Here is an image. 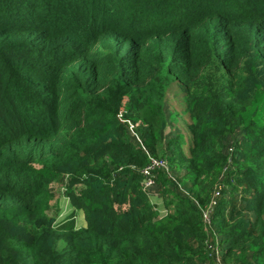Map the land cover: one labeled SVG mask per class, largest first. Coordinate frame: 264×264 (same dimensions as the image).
I'll return each mask as SVG.
<instances>
[{
	"label": "trees",
	"instance_id": "1",
	"mask_svg": "<svg viewBox=\"0 0 264 264\" xmlns=\"http://www.w3.org/2000/svg\"><path fill=\"white\" fill-rule=\"evenodd\" d=\"M218 253L264 264V0H0V264Z\"/></svg>",
	"mask_w": 264,
	"mask_h": 264
},
{
	"label": "rangeland",
	"instance_id": "2",
	"mask_svg": "<svg viewBox=\"0 0 264 264\" xmlns=\"http://www.w3.org/2000/svg\"><path fill=\"white\" fill-rule=\"evenodd\" d=\"M184 91L180 87L178 82H174L172 86L169 88L168 97L165 102V112L168 120V126L166 130L167 136H172L175 132H179V130L183 133L186 132V123L189 120L188 113L184 112L185 103L183 101ZM173 110L176 111L174 114V118H172ZM177 117V118H176ZM176 120V121H173ZM179 120V122H178ZM130 131L135 134V130L133 125H129ZM169 136V137H170ZM68 180V176H62L58 181L56 193L54 197L51 199V207L49 209V213L55 216L57 219L62 220L65 218H70L72 213L70 210L69 199L66 194V182ZM76 209H74L75 211ZM78 217L83 219V215L81 211H78Z\"/></svg>",
	"mask_w": 264,
	"mask_h": 264
},
{
	"label": "built area",
	"instance_id": "3",
	"mask_svg": "<svg viewBox=\"0 0 264 264\" xmlns=\"http://www.w3.org/2000/svg\"><path fill=\"white\" fill-rule=\"evenodd\" d=\"M162 164H165V160L163 158L152 157L151 163L147 164V166L143 169V172L145 175H147L151 168H153L156 165L161 166ZM152 183H153V180L151 178L146 179V181H145L146 186H150V185H152ZM217 252H219L218 249H217ZM217 262H218V264H227L222 259L220 253L217 254Z\"/></svg>",
	"mask_w": 264,
	"mask_h": 264
},
{
	"label": "crops",
	"instance_id": "4",
	"mask_svg": "<svg viewBox=\"0 0 264 264\" xmlns=\"http://www.w3.org/2000/svg\"><path fill=\"white\" fill-rule=\"evenodd\" d=\"M69 204H70V206H71V207H70L71 213H73L75 207H74L70 202H69ZM66 219H68V218H66ZM66 219H65V220H66ZM65 220H64V221H65Z\"/></svg>",
	"mask_w": 264,
	"mask_h": 264
},
{
	"label": "clouds",
	"instance_id": "5",
	"mask_svg": "<svg viewBox=\"0 0 264 264\" xmlns=\"http://www.w3.org/2000/svg\"><path fill=\"white\" fill-rule=\"evenodd\" d=\"M69 202H70V200H69ZM70 203H71V202H70ZM65 219H66V218H65ZM65 219L59 220V219L56 218L57 221H64Z\"/></svg>",
	"mask_w": 264,
	"mask_h": 264
}]
</instances>
